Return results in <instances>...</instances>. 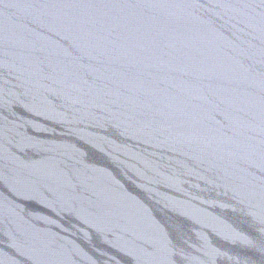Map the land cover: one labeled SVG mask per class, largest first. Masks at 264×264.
<instances>
[{"label":"water","instance_id":"95a60500","mask_svg":"<svg viewBox=\"0 0 264 264\" xmlns=\"http://www.w3.org/2000/svg\"><path fill=\"white\" fill-rule=\"evenodd\" d=\"M0 264H264V0H0Z\"/></svg>","mask_w":264,"mask_h":264}]
</instances>
